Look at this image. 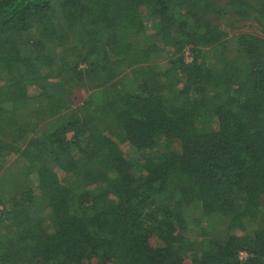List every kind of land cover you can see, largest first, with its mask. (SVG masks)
Returning a JSON list of instances; mask_svg holds the SVG:
<instances>
[{
    "label": "trees",
    "instance_id": "16d2710c",
    "mask_svg": "<svg viewBox=\"0 0 264 264\" xmlns=\"http://www.w3.org/2000/svg\"><path fill=\"white\" fill-rule=\"evenodd\" d=\"M0 264H264V0H0Z\"/></svg>",
    "mask_w": 264,
    "mask_h": 264
},
{
    "label": "rangeland",
    "instance_id": "374dc122",
    "mask_svg": "<svg viewBox=\"0 0 264 264\" xmlns=\"http://www.w3.org/2000/svg\"><path fill=\"white\" fill-rule=\"evenodd\" d=\"M240 31H250V29H240ZM65 179H67V182L69 183V185H70V177L68 176V178L66 177ZM67 182H65L66 184H67Z\"/></svg>",
    "mask_w": 264,
    "mask_h": 264
}]
</instances>
